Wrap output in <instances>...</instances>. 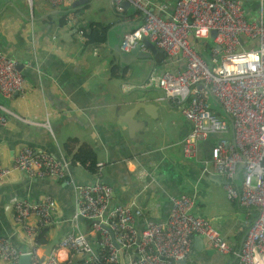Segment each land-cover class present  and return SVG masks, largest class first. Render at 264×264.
I'll return each instance as SVG.
<instances>
[{
	"label": "crops",
	"instance_id": "crops-1",
	"mask_svg": "<svg viewBox=\"0 0 264 264\" xmlns=\"http://www.w3.org/2000/svg\"><path fill=\"white\" fill-rule=\"evenodd\" d=\"M151 1L165 2V17H169L174 0ZM72 3L52 6L46 0H0V48L16 60L26 81L23 93L11 99L0 97V102L31 122L9 116L8 123L0 127V162L11 164L21 147L30 146L68 160L73 179L90 184L96 181L94 172L72 163L63 148L69 138H75L74 150L86 144L96 162L101 163V180L113 188L110 206L134 203L141 210L142 215L135 218L138 230L146 219L164 222L171 198L189 195L194 199L192 212L209 219L231 250L217 252L203 237L194 235L183 264H228L241 245L247 213L254 215V209L227 200L221 177L209 165L204 168L210 148L220 135L210 134L199 143L193 157H184L181 140L189 132L190 122L176 104L162 97L159 88L148 85L151 72H174L183 63L141 43L138 60L120 64L108 43L118 41L120 29L136 27L141 15L132 7L115 12L110 0H88L78 6ZM95 28L97 33L93 35ZM127 97L157 99L153 119L140 115V110L131 118L132 124H127L123 119L130 107L124 102ZM140 118L147 119L148 124L137 122ZM46 122L49 127L43 126ZM225 137L232 139L231 129ZM76 168L81 170L79 177ZM44 195L56 200L57 212L44 245L39 247L40 254L57 251L61 260L67 257L68 251L58 244L73 225L97 246L99 235L89 232L85 221L73 222L76 203L70 185L51 178H29L20 171L12 172L0 184V237L23 247L25 241L14 221L12 199L37 200ZM123 253L129 263L133 252Z\"/></svg>",
	"mask_w": 264,
	"mask_h": 264
},
{
	"label": "built area",
	"instance_id": "built-area-1",
	"mask_svg": "<svg viewBox=\"0 0 264 264\" xmlns=\"http://www.w3.org/2000/svg\"><path fill=\"white\" fill-rule=\"evenodd\" d=\"M30 1V0H28ZM52 6L70 5L75 0H46ZM115 12H123L127 1L141 15L140 25L124 33L120 49L128 52L146 36L169 59L181 61L177 71L151 72L148 85L162 91V97L176 104L186 120L189 132L181 140L184 157H193L199 143L210 134L219 138L204 161L223 180L229 201L237 202L247 213L245 233L234 259L228 264H264V0H177L167 14L165 2L151 0H110ZM209 60L192 45L210 39ZM202 84L198 89L197 85ZM26 81L17 62L0 48V97L11 99L23 93ZM208 95L217 99L230 122L210 108ZM9 116L28 122L0 102V127ZM43 126L49 127L48 123ZM231 129L232 139L225 134ZM81 165L75 162V165ZM89 162L83 165L88 168ZM14 171L29 178H51L70 185L74 192L79 217L88 220L89 232L99 235L94 247L73 225L61 238L58 248L69 253L64 259L57 251L40 254L35 238L54 223L56 200L44 195L37 200L13 198L14 221L25 245L16 247L8 237H0V262L17 264L21 254L30 255V264H120L117 248L109 229L123 250H131L129 264H183L191 251L194 235L203 237L217 252L228 253L231 246L214 224L192 212L193 197L181 194L171 198V207L164 222L146 219L142 229L135 227V218L142 215L134 203L110 206L113 188L101 180V163H95L96 181L77 183L70 174L69 161L30 146L21 147L11 164L0 162V184ZM241 173L240 181L235 176ZM88 232V233H89ZM87 233V234H88ZM83 256L75 259L77 254Z\"/></svg>",
	"mask_w": 264,
	"mask_h": 264
},
{
	"label": "water",
	"instance_id": "water-1",
	"mask_svg": "<svg viewBox=\"0 0 264 264\" xmlns=\"http://www.w3.org/2000/svg\"><path fill=\"white\" fill-rule=\"evenodd\" d=\"M87 1L88 0H75V1H73L72 6H78V4H84ZM174 1L176 2L177 0H174ZM121 4H122V6L125 9L131 10V6H129L127 1H122ZM140 23L141 22L139 21V24L136 27L130 28L128 30H126V27L124 29H120L122 31L118 35V38H117L118 41H115L114 43H110V44L108 43V45L116 52V55H118V61L117 62H119L120 64L122 63L123 65H128L131 61L138 60L139 57L137 56V53H138V51L140 49V44L141 43L144 44L148 49H150L153 52L156 51V50H158L159 52H162V49L156 48L151 42L148 41L146 36H141L139 38V42L137 44H135L128 52H122V51L119 50L118 45L120 44L124 33L126 31L135 30L140 25ZM215 36H216V32L212 30L210 32V38L214 39ZM17 68H18V66H17ZM202 86H203L202 84H199V85H197V88L201 89ZM154 101H158V100L154 98V99H149V101H145L144 97H135L133 99L132 98H128V97L125 98L124 102L126 103V105H128L130 107L128 109L129 111H127L124 114V118H123L124 121L127 124H130L131 121L134 120V119H131V118H133L134 115L138 114L140 110L142 111L140 113V115H142V114L143 115H147L149 118L153 119V116H154L153 108L156 106ZM208 102L210 103V108L212 110L217 111L220 115H222V116H224V117L229 119L228 114L221 108V106H220V104H219V102L217 101L216 98H214L212 95H208ZM146 105L147 106H152V107H146ZM137 122H143V125H145V126L148 124L147 119H141L140 118V119H138ZM220 180H221V182H223L222 179H220ZM237 180H238V182L240 181L239 177L236 175L235 176V182L236 183H237ZM79 220L82 221L83 219L81 217H79ZM84 221L86 223H88L87 219H85ZM109 232H110L111 241H112L113 245L117 248L120 264H129V263H126L124 261L123 250L119 247V244L115 240L113 232L110 229H109ZM81 256H83V253L77 254L75 256V259H78ZM30 260H31V258H30V255L28 253L21 254L19 256L17 264H30ZM184 262H185V259L182 260V263H184Z\"/></svg>",
	"mask_w": 264,
	"mask_h": 264
},
{
	"label": "trees",
	"instance_id": "trees-1",
	"mask_svg": "<svg viewBox=\"0 0 264 264\" xmlns=\"http://www.w3.org/2000/svg\"><path fill=\"white\" fill-rule=\"evenodd\" d=\"M97 28L93 29V35H96ZM91 31V32H92ZM208 40L203 41H197V40H191L192 45L202 54V56L209 60V50L212 48L213 43H208ZM220 115L219 113H217ZM222 118H225L227 122H230V119L220 115ZM77 142V139L75 138H69L64 144L63 148L64 150L71 155V162L75 164V162H78L81 165H85L86 162H89L90 165L88 168L93 171V166L96 163L95 155L91 147H89L86 144L80 145L76 150L73 149L74 143ZM264 162V160H263ZM48 231V228H45L43 231H41L35 238L36 247H42L44 245V237H46V233Z\"/></svg>",
	"mask_w": 264,
	"mask_h": 264
},
{
	"label": "rangeland",
	"instance_id": "rangeland-1",
	"mask_svg": "<svg viewBox=\"0 0 264 264\" xmlns=\"http://www.w3.org/2000/svg\"><path fill=\"white\" fill-rule=\"evenodd\" d=\"M208 43H212V39L211 38L208 40ZM75 170H76V173H77V175L79 177L80 173H81V170L79 168H76ZM82 224H83L82 222L79 224L80 228H81Z\"/></svg>",
	"mask_w": 264,
	"mask_h": 264
},
{
	"label": "clouds",
	"instance_id": "clouds-1",
	"mask_svg": "<svg viewBox=\"0 0 264 264\" xmlns=\"http://www.w3.org/2000/svg\"><path fill=\"white\" fill-rule=\"evenodd\" d=\"M79 220V219H78ZM84 221V220H83ZM87 225H88V223H87ZM82 257V256H81Z\"/></svg>",
	"mask_w": 264,
	"mask_h": 264
}]
</instances>
